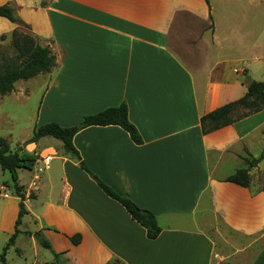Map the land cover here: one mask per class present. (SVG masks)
I'll use <instances>...</instances> for the list:
<instances>
[{
	"label": "crops",
	"instance_id": "1",
	"mask_svg": "<svg viewBox=\"0 0 264 264\" xmlns=\"http://www.w3.org/2000/svg\"><path fill=\"white\" fill-rule=\"evenodd\" d=\"M0 5L12 8L39 46L53 48L55 68L34 77L44 89L46 109L40 115H56L70 125L126 106L140 145L117 126L83 129L72 144L95 177L150 211L161 229L148 240L63 152L59 140L47 141L38 155L37 144L28 142L19 153L37 160L25 182L16 171L28 213L11 247L17 256L26 261L17 247L23 235L37 253L33 234L39 232L62 264H236L235 259L264 264V191L251 180L261 162L249 171L248 188L225 181L244 167L243 158H255L253 151L264 148V110L206 134L200 124L203 116L239 100L249 83L264 82L263 59L250 32L251 1L0 0ZM17 28L0 18V37ZM16 83L5 96L15 95ZM19 89L17 96L28 94L25 85ZM45 157L51 158L47 166ZM18 202L8 186H0V232L8 237ZM74 235L78 245L71 243ZM47 258L31 264H53Z\"/></svg>",
	"mask_w": 264,
	"mask_h": 264
},
{
	"label": "trees",
	"instance_id": "2",
	"mask_svg": "<svg viewBox=\"0 0 264 264\" xmlns=\"http://www.w3.org/2000/svg\"><path fill=\"white\" fill-rule=\"evenodd\" d=\"M208 4V0H204ZM0 18H4L11 23L22 26L29 31V27L16 19L13 10L9 5H0ZM1 40L4 38L0 37ZM12 44L15 50V58L7 66H0V96H5L14 91V85L19 81H28L40 74H49L56 66L55 56L50 48L39 46L34 37L30 35H20L15 30L12 33ZM238 110L243 111L233 117ZM264 110V82H251L247 86L246 93L237 101L225 104L214 111L208 113L200 119L202 133H210L220 128L226 127L240 119ZM117 126L125 131L130 140L135 145L142 143L136 128L129 122L127 108L124 104L118 107L108 108L94 115L85 116L81 122L72 127H61L55 123L44 124L33 130L30 143H36L41 138L51 137L62 143L63 152L74 162L78 163L80 169L92 178L99 189L110 199L119 203L129 215L130 219L137 223L145 231L148 240H155L160 234V227L156 217L148 210H144L134 204L128 196H122L111 189L108 185L100 181L86 168L81 161L78 152L75 150L72 139L81 130L89 127ZM18 151L11 152L6 139L0 138V169L8 172L11 176L14 188V196L19 200L18 214L14 223V232L9 237L0 253V264H6L5 256L9 248L13 247L21 225V220L28 213L24 206L25 196L22 187L17 185L16 171L20 168L31 170L37 158ZM243 158L244 167L236 170L225 179L242 188L250 186L249 171L264 160V149L258 158ZM33 237L43 249L52 251L49 242L39 233H34ZM73 245L80 242L79 235H74L71 239ZM53 259L57 264H62L60 255L53 253Z\"/></svg>",
	"mask_w": 264,
	"mask_h": 264
},
{
	"label": "rangeland",
	"instance_id": "3",
	"mask_svg": "<svg viewBox=\"0 0 264 264\" xmlns=\"http://www.w3.org/2000/svg\"><path fill=\"white\" fill-rule=\"evenodd\" d=\"M231 2H239V1H251L255 6L251 10V19H250V32L252 36L255 38L257 43V55L259 58L263 59V67H264V0H229ZM20 35H30V31L18 25V28L15 30ZM13 33V32H12ZM12 33L3 36L4 38L1 40L0 38V66L1 68L7 66L12 60L15 58V50L12 44ZM53 49V48H52ZM51 52L53 53V50ZM56 55V52H54ZM264 72V69H263ZM42 80L38 78H32L29 81H19L16 83L15 95L10 96H0V138H4L9 143L11 149L18 151L23 145L30 142L33 136V130L41 125L55 123L61 127H72L78 125L81 121L76 123H65V121H58L61 118L52 115L49 116L44 112L40 115L41 109L43 111L46 109L42 106L41 96L44 93V89L40 88V83ZM28 87L29 91L27 95H16V91L20 90L19 88ZM22 92V91H21ZM243 113V111L238 110L233 117L238 116ZM59 123H56L55 121ZM53 138L45 137L44 139H40L34 144L36 146V154H40L43 149H45L47 145V141H51ZM55 140V139H54ZM58 141V140H56ZM59 142V141H58ZM256 147V146H255ZM254 147V148H255ZM264 149V148H263ZM263 149H261L263 151ZM259 151L260 154L262 151ZM256 155L255 158H258V154L256 149L253 151ZM259 154V155H260ZM33 156V155H30ZM258 156V157H257ZM40 160V157H38ZM258 166V165H257ZM20 179L22 182L28 180L31 175L27 169L20 168ZM251 180L254 183V186L262 189L264 191V160L259 164L256 172L252 175ZM8 186L10 192L14 193L13 182L11 180V176L8 172H3L0 169V186L2 185ZM20 227V226H19ZM23 228V226H22ZM214 237V235H211ZM230 236V234H229ZM215 238V237H214ZM227 238V237H226ZM240 243H244L243 239L234 237ZM9 237L6 233L0 232V253L8 241ZM36 240V239H35ZM37 242V240H36ZM217 244V248L219 249V245L221 246V242H218L215 239ZM17 247L19 251L24 255L26 261L21 259V257L17 256L14 248H9L6 252L5 260L6 264H31L33 261L40 262L44 257L50 258L53 257L52 251L39 248L37 253L34 251V246L31 244L28 236L23 235L20 236L17 240ZM38 243V242H37ZM39 245V244H38ZM17 251V253L19 252ZM233 262V261H232ZM234 262L236 264H240L241 261L239 259H235ZM53 264H57L55 261ZM110 264H118L112 261Z\"/></svg>",
	"mask_w": 264,
	"mask_h": 264
},
{
	"label": "built area",
	"instance_id": "4",
	"mask_svg": "<svg viewBox=\"0 0 264 264\" xmlns=\"http://www.w3.org/2000/svg\"><path fill=\"white\" fill-rule=\"evenodd\" d=\"M50 160H51L50 157H45V158H43V164H44V166H47L48 163L50 162Z\"/></svg>",
	"mask_w": 264,
	"mask_h": 264
},
{
	"label": "water",
	"instance_id": "5",
	"mask_svg": "<svg viewBox=\"0 0 264 264\" xmlns=\"http://www.w3.org/2000/svg\"><path fill=\"white\" fill-rule=\"evenodd\" d=\"M23 147H26V145L24 144Z\"/></svg>",
	"mask_w": 264,
	"mask_h": 264
}]
</instances>
